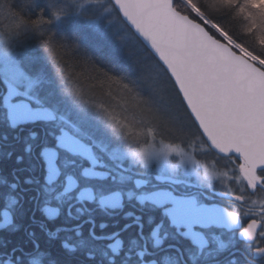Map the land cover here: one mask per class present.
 Masks as SVG:
<instances>
[{"label":"snow or ice","instance_id":"obj_1","mask_svg":"<svg viewBox=\"0 0 264 264\" xmlns=\"http://www.w3.org/2000/svg\"><path fill=\"white\" fill-rule=\"evenodd\" d=\"M0 202V264H264V0H0Z\"/></svg>","mask_w":264,"mask_h":264},{"label":"rangeland","instance_id":"obj_2","mask_svg":"<svg viewBox=\"0 0 264 264\" xmlns=\"http://www.w3.org/2000/svg\"><path fill=\"white\" fill-rule=\"evenodd\" d=\"M157 139H159V137H157ZM144 141H143V138H141V143H143ZM167 142V141H166ZM133 147H135V146H133ZM172 163H176V160H172Z\"/></svg>","mask_w":264,"mask_h":264},{"label":"flooded vegetation","instance_id":"obj_3","mask_svg":"<svg viewBox=\"0 0 264 264\" xmlns=\"http://www.w3.org/2000/svg\"><path fill=\"white\" fill-rule=\"evenodd\" d=\"M3 206V204H2V202H0V207H2Z\"/></svg>","mask_w":264,"mask_h":264}]
</instances>
